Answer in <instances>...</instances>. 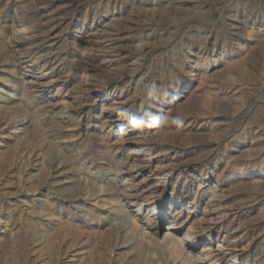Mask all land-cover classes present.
Masks as SVG:
<instances>
[{
	"label": "rangeland",
	"instance_id": "1",
	"mask_svg": "<svg viewBox=\"0 0 264 264\" xmlns=\"http://www.w3.org/2000/svg\"><path fill=\"white\" fill-rule=\"evenodd\" d=\"M0 264H264V0H0Z\"/></svg>",
	"mask_w": 264,
	"mask_h": 264
},
{
	"label": "bare ground",
	"instance_id": "2",
	"mask_svg": "<svg viewBox=\"0 0 264 264\" xmlns=\"http://www.w3.org/2000/svg\"><path fill=\"white\" fill-rule=\"evenodd\" d=\"M237 172V171H236ZM41 242V241H40ZM38 243V242H37ZM35 245V244H34Z\"/></svg>",
	"mask_w": 264,
	"mask_h": 264
}]
</instances>
